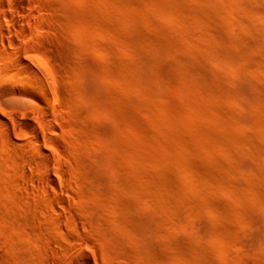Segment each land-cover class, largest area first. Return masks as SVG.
<instances>
[{
	"label": "rangeland",
	"instance_id": "374dc122",
	"mask_svg": "<svg viewBox=\"0 0 264 264\" xmlns=\"http://www.w3.org/2000/svg\"><path fill=\"white\" fill-rule=\"evenodd\" d=\"M0 9V264H264V0Z\"/></svg>",
	"mask_w": 264,
	"mask_h": 264
},
{
	"label": "bare ground",
	"instance_id": "6f19581e",
	"mask_svg": "<svg viewBox=\"0 0 264 264\" xmlns=\"http://www.w3.org/2000/svg\"><path fill=\"white\" fill-rule=\"evenodd\" d=\"M22 1H25V0H22ZM0 10H2V9H0ZM4 14H5V13H4ZM9 21L13 23V19H12V18H9ZM1 26H2V25H1ZM1 26H0V39L2 40V39H4V38H8V36L6 37V33L4 32V29H3ZM13 26H14V25H13ZM9 38H10V37H9ZM9 38H8V39H9ZM9 40H11V43H12L13 45H18V44L16 43V41H14L13 38H11V39H9ZM17 55H18V54H17ZM10 56H11V55H10ZM9 58H10V57H9ZM19 58H20V57H19ZM19 58L17 59V60H18L17 62L20 63V66L23 65L25 68L31 70V69H30V68H31L30 66L27 67V65H28L29 63H28L27 65H26V64L24 65V63H22V61H23V60H22V57H21V59H19ZM13 59H14V58H13ZM12 61H13V60H12ZM12 61H11V62H12ZM19 63H18V65H19ZM21 64H22V65H21ZM23 66H22V67H23ZM24 67H23V69H25ZM27 69H26V70H27ZM27 71H28V70H27ZM32 71H33V70H32ZM32 71H30L29 73H30L31 77L33 78L32 80H34L35 84H36V82H37L36 85H38V87L36 88V87L33 85L35 88H31V92H30V93H31L32 95H36V94H37V95L44 94V93H45V92H44V89H45L44 87H45V86H44V84H43V83H44L43 81H44L45 79H44V80L41 79V76H39V74H37V73H35V72H32ZM26 74H27V73H25V75H26ZM41 74H42V73H41ZM42 75H43V74H42ZM38 76H39V77H38ZM27 77H28V76H27ZM31 77H30V78H31ZM16 78H17V77H16ZM16 78H15V79H16ZM18 78H19V77H18ZM3 79H4V80H3L4 82H2V83H3L4 86H6V85H10V84H13V82H14V80H13L11 77H8V76H6V77L3 78ZM23 79H26V77L23 78ZM30 80H31V79H30ZM42 80H43V81H42ZM18 81H19V80H18ZM20 82H21V84H22L21 78H20ZM34 82H33V83H34ZM23 83H25V82L23 81ZM29 85H31V84H29ZM29 85H28V86H29ZM45 85H46V84H45ZM33 86H32V87H33ZM25 88H26V87H25ZM28 88H29L28 90H30V87H28ZM22 90H23V89H22ZM28 90H27V92H29ZM40 91H42L43 93H39V94H38V92H40ZM26 122H27V121H26ZM1 123H2V122H1ZM28 124H29V123H28ZM24 125H25V124H24ZM2 126H3V125H2ZM24 127H25V126H24ZM3 128H4V127H3ZM27 128H28V129L30 128L29 130H33L34 127H32L31 125H29V127H27ZM27 128H26V129H27ZM28 129H27V130H28ZM6 130H7V129H6ZM29 130H28V131H29ZM33 132H34V130H33ZM5 133H6V132H5ZM2 134H4V133H2ZM7 134H8V133H7ZM35 135H36V133H35ZM32 136H33V135H32ZM6 137H7V136H6ZM6 141H7V140H6ZM10 141H11V140H10ZM11 142H12V141H11ZM13 143H14V142H13ZM11 144H12V143H11ZM40 155H41L44 159H47V155H46L45 153H43L42 150L40 151ZM35 157H38V156H35ZM39 157H40V156H39ZM32 158H33V157H32ZM33 159H34V158H33ZM33 159H32V160H33ZM36 159H37V158H36ZM37 160H38V159H37ZM42 160H43V159H42ZM39 161H40V160H39ZM40 162H41V161H40ZM37 163H38V162H37ZM43 163H44V162H43ZM44 164H45V163H44ZM50 167H51V166H50ZM51 170H52V169H51ZM47 173H48V172H47ZM28 181H29V180H28ZM37 183H38V182H37ZM39 184H40V183H39ZM39 184H38V185H39ZM40 185H42V184H40ZM20 186H21V185H20ZM24 186H25V185H22L21 188H22V189L24 188V191H25V190H28V189H27V188H28L27 185L25 186V187H27V188H25ZM32 189H33V188H32ZM32 189H31V190H32ZM38 190H39V189H38ZM22 191H23V190H22ZM40 191H41V190H40ZM25 192H26V191H25ZM27 193H28V191H27ZM26 195H27V194H26Z\"/></svg>",
	"mask_w": 264,
	"mask_h": 264
}]
</instances>
